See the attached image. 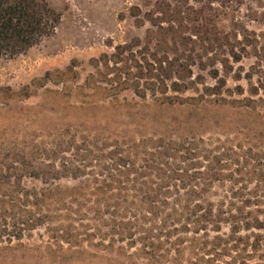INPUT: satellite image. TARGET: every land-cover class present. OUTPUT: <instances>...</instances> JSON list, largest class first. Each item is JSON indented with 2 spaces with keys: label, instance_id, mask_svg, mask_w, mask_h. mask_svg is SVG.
<instances>
[{
  "label": "rangeland",
  "instance_id": "1",
  "mask_svg": "<svg viewBox=\"0 0 264 264\" xmlns=\"http://www.w3.org/2000/svg\"><path fill=\"white\" fill-rule=\"evenodd\" d=\"M44 1L60 15L54 33L20 55L0 59V182L9 174L11 183L20 178L26 190H48V198L41 204L47 212L56 207V199L66 187L77 186L81 180L64 178L44 184L33 177L44 172L45 166L54 164L60 168L63 156L67 155L64 150L68 140L82 144L85 139L87 148L100 152L109 150L112 141L123 134L158 136L168 130L173 139L203 141L200 147L210 158L203 161V166L219 157L218 164H211L222 176L213 182L209 194L216 204L224 201L227 208L231 190L240 189L241 194H247L255 185L262 184L264 175L257 174L264 173V118L254 112L247 115L243 113L246 109L230 103L250 97V87L258 84L260 76L255 73L249 81L247 75L256 63L261 61L264 70V0ZM118 45H131L134 57L143 66L145 59L152 62L153 55L190 64L192 77L180 82L194 85H189L191 89L184 93L169 91L167 95L203 96L200 105L159 113L151 110V115L158 114L160 121L147 123L145 117L150 113L142 105L155 107L158 103L149 91L145 102L135 95L131 84L138 69L132 68L134 77L129 76L125 86L101 79L93 66V59L114 54ZM232 53L242 59L231 63L232 71L226 74L221 61ZM215 73L225 80L226 86L221 95L208 96L203 90L217 85ZM91 75L94 80L89 78ZM113 77L114 73L108 79ZM155 78L139 80L141 89L154 84L160 87ZM174 81L176 77L172 75L165 84L169 86ZM261 82L264 84V74ZM237 88L243 89V95L237 93ZM159 97L157 93L156 98ZM132 105L137 106L138 114L130 120L136 122L141 117L139 129L122 111ZM165 118L170 120L167 125L163 123ZM50 190L55 195L49 197ZM14 191L18 189H11V185L0 188V223L7 216V224H12L16 216V206L6 202L15 196ZM3 192L8 193L7 199ZM66 222L62 217L45 219L44 223L24 230L20 240L14 237L12 229L3 233L0 227V264H71L63 259L62 251L67 247L63 244L62 251L59 250L58 232L54 230ZM227 232L224 225L223 233ZM83 246L86 248L85 243ZM116 246L124 249L108 256L117 263L97 262L147 264L133 256L139 245L129 248L123 242ZM86 249L93 252L91 247ZM176 255L170 249L167 261L158 264L195 262L189 249L183 252L181 261L173 260ZM224 260H202L199 264H224Z\"/></svg>",
  "mask_w": 264,
  "mask_h": 264
},
{
  "label": "trees",
  "instance_id": "2",
  "mask_svg": "<svg viewBox=\"0 0 264 264\" xmlns=\"http://www.w3.org/2000/svg\"><path fill=\"white\" fill-rule=\"evenodd\" d=\"M59 21L60 15L44 0H0V59L20 55L51 36ZM125 53L129 56H124ZM241 59L235 53L224 57L221 61L224 72L230 73V64ZM144 61L145 66L136 60L131 45H118L114 54H103L92 63L101 79L110 83L118 81L119 85L125 86L129 76L134 77L132 68H137L136 80L131 84L135 95L145 102L149 91L154 102L158 103L155 107L143 104L142 108L148 113L181 107L191 109L200 105L203 96L180 98L167 95L169 91L184 93L191 89L189 85H194L193 82H180L192 77L188 69L190 64L158 59L155 55L152 62ZM260 63H256L247 75L249 81L255 73L260 76L258 84L250 87V97L233 100L230 104L246 109L243 113L247 115L254 112L264 118V84L261 82L264 70ZM112 73L114 77L108 79ZM172 75L176 81L168 86L166 79ZM153 77L160 87L154 84L141 89L139 80ZM89 78L94 80L95 76ZM214 79L217 85L203 90L208 96L221 95L226 86L225 80L216 73ZM237 91L239 95L244 93L242 88ZM157 93L161 97L156 98ZM136 107L132 105L122 110L129 120L138 114ZM159 119L158 114L150 113L145 117L147 123L159 122ZM165 119L163 123L167 125L170 120ZM137 120H130V123L139 129L142 119ZM200 143L203 141L173 139L168 130L158 136L123 134L112 141L109 150L100 152L87 148L85 139L82 144L68 140L64 150L67 155L63 156L60 168L51 164L33 177L40 178L44 184L64 178H81L79 184L66 187L61 194L66 200L62 201L61 196L56 199V207L46 212L41 204L47 200L48 190H26L20 178L11 183V175L7 174L0 182V188L11 185V189H18L14 191L15 196L6 201L12 202L17 210L12 224H7V216H3L0 227L3 233L12 229L14 237L20 240L24 230L44 223L45 219L62 217L68 222L59 224L54 230L58 232L59 250L62 251L63 244L67 247L62 251V257L71 264H100L98 260L116 262L108 255L123 250V246H116L123 242L129 248L139 245L133 256L147 261V264L167 261L170 249L177 254L174 261H181L183 252L189 249L195 255L193 264L202 260L212 263L223 257L226 259L224 264H264V180L247 194H241L240 189L231 190L227 208H224V201L216 204L209 194L213 182L222 174L216 172L211 163L218 164L220 159L214 157L203 166V161L210 158ZM257 175L262 177L264 173ZM52 191L56 192V189ZM53 192L50 190L49 197L55 195ZM3 195L7 199L8 193L3 192ZM30 205L33 208H28ZM224 225L228 227L227 233H223ZM83 243L86 248H93V252L88 251Z\"/></svg>",
  "mask_w": 264,
  "mask_h": 264
}]
</instances>
